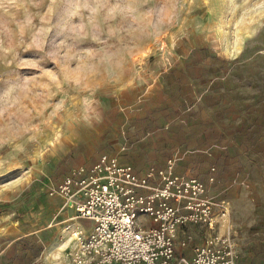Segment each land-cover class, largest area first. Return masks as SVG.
<instances>
[{
    "label": "rangeland",
    "instance_id": "obj_1",
    "mask_svg": "<svg viewBox=\"0 0 264 264\" xmlns=\"http://www.w3.org/2000/svg\"><path fill=\"white\" fill-rule=\"evenodd\" d=\"M261 102L264 0H0V264H71L91 224L50 191L102 153L141 177L214 167L228 214L176 244L229 232L264 264Z\"/></svg>",
    "mask_w": 264,
    "mask_h": 264
},
{
    "label": "built area",
    "instance_id": "obj_2",
    "mask_svg": "<svg viewBox=\"0 0 264 264\" xmlns=\"http://www.w3.org/2000/svg\"><path fill=\"white\" fill-rule=\"evenodd\" d=\"M97 159L74 168L50 191L74 208L75 218L92 223L87 234L71 231L77 239L71 264H245L236 259L229 232H213L192 244L191 255L176 250L179 227L213 230L215 212L228 214L226 204L210 196L207 180L175 172L171 157L142 177L115 155L102 153ZM179 244L191 245V236Z\"/></svg>",
    "mask_w": 264,
    "mask_h": 264
},
{
    "label": "crops",
    "instance_id": "obj_3",
    "mask_svg": "<svg viewBox=\"0 0 264 264\" xmlns=\"http://www.w3.org/2000/svg\"><path fill=\"white\" fill-rule=\"evenodd\" d=\"M262 106H260V108L258 109V111H261L263 108H264V104L261 102L260 103ZM261 137H258V139H257V142L258 143H260L261 142ZM256 151L257 150H255L254 151V153H252V158H251V163L253 164V166H256L257 167V169L259 170V171H261L262 172V174L264 173V158L260 155V154H258V155H255V153H256ZM167 160V159H166ZM166 160H165V162H166ZM165 162L163 163V165L165 164ZM163 165H161V166H159V167H162ZM158 167V166H157ZM134 168V167H133ZM175 169V168H174ZM211 169V168H210ZM136 172V171H135ZM175 172H177L176 170H175ZM177 173H181V172H177ZM138 174V173H137ZM181 174H186V173H181ZM186 175H194V174H186ZM210 175H214V171H210L209 172V174H208V176L206 177V178H204V177H201V176H198V175H195V176H198V177H200V178H202V179H204V180H207V184L208 185H210V182H209V180H208V178H209V176ZM63 178V177H62ZM61 178V179H62ZM214 179H215V175H214ZM212 183V182H211ZM58 196V195H57ZM69 207V206H68ZM68 210V213L69 214H72V209H71V211L69 210V208L67 209ZM74 215H75V212H74ZM76 219H80V220H77L76 222H78V225L80 224V225H83L82 224V221L84 222V221H89V220H87V219H83V218H76ZM82 219V220H81ZM143 220L144 221H146V223H145V225H147V224H150V221H149V219L148 218H143ZM90 222V221H89ZM72 224H75V223H70L69 225L71 226ZM90 224H91V228H92V223L90 222ZM188 226H190V225H188ZM187 226V227H188ZM185 227H179V229H178V233H179V231L180 230H183ZM177 233V234H178ZM76 243H77V241H70V246H68L66 249H72V248H74L75 246H76ZM193 244V243H192ZM192 244L191 245H188V246H186V247H182V246H180V244H179V242L176 244V242H175V246H176V250H177V252L178 253H184V254H186V255H191V252H192V249H191V246H192ZM195 244V243H194ZM180 246V250L178 251V247ZM71 263V262H70Z\"/></svg>",
    "mask_w": 264,
    "mask_h": 264
},
{
    "label": "bare ground",
    "instance_id": "obj_4",
    "mask_svg": "<svg viewBox=\"0 0 264 264\" xmlns=\"http://www.w3.org/2000/svg\"><path fill=\"white\" fill-rule=\"evenodd\" d=\"M72 233V232H71ZM73 235V234H72ZM74 236V235H73ZM74 238L76 239V237L74 236ZM76 241H77V239H76Z\"/></svg>",
    "mask_w": 264,
    "mask_h": 264
}]
</instances>
